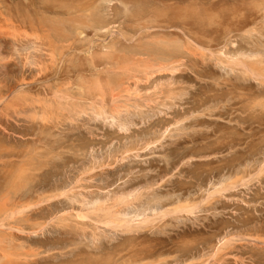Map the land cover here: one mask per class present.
<instances>
[{"label": "rangeland", "instance_id": "1", "mask_svg": "<svg viewBox=\"0 0 264 264\" xmlns=\"http://www.w3.org/2000/svg\"><path fill=\"white\" fill-rule=\"evenodd\" d=\"M7 1L9 3L17 2V1H21L23 3L33 2L35 4L33 5V7L38 11V13L50 19H55L56 17L57 18L60 17L56 14V11L58 10H59L58 12H62V13L67 11L66 9L67 6L63 8V6L61 5H63L64 3H68L69 5H72L75 2V0H65L68 2L62 0L63 3H60L61 5H59L58 0H55V2L54 0H41V1L40 0L39 1L38 0H17V1L7 0ZM59 1L62 2L61 0ZM101 1L103 2V0H99L98 3L99 2L101 3L102 8L100 9L96 8L95 11L104 10L103 12L104 15L108 16V17L106 16V21H111L115 19L116 22H113L110 25V27L107 28L106 32L105 31L98 32V30H96L97 32H94L95 31L94 28H90V29L88 28V30L86 29L85 33L83 34L82 41L78 43V45L80 46L82 45V47L84 46L83 50L81 48L80 51L73 52L70 51L69 49H65L61 53L59 51L58 53L55 52L56 54L55 53L50 54L52 55L51 57L46 52L42 54L35 51L17 52L14 49H12L0 55V153H1L0 188L5 187L8 181L12 180L14 176H15L14 178H21V183H22L21 186L17 188L19 190L17 193H13V192L10 193L9 195L10 199L8 198V196L0 197V201H1L0 214L5 215L6 208L16 211L15 212L16 215H18L19 213V216L17 217L13 215V213L12 215L11 213H8L10 214V218L11 216L13 217L11 219L10 218L8 219L7 218L8 214H7V216L5 215L6 221L3 222L5 228L9 227L10 225V227H15V228L18 227L20 230L23 231L20 232V234L16 229H15L16 231L15 230H13L14 232L12 231L13 233H15V235H17V241H16L17 247L15 252L16 253L19 252V254L21 255L18 258H20L22 262H24L23 260L26 259L25 257H28L27 260H32L37 258V260L42 263L48 261L51 264H61V263H65L66 261L72 264H91V263H100V262L104 263L106 261V257L108 253H112L113 255L115 254L116 257H118V255L120 256L123 255L126 256V258H129L128 256H130L129 255L130 252L134 251L139 247L146 248L149 246H154L156 248H161L160 252H164L163 258L164 257L165 259L167 258L165 260L166 262L164 261V264H176V262L177 264H183V263L185 264V262L187 264L190 261L193 264H264V174H263L264 172L261 173L263 175L260 174L259 177L258 172L254 171L252 174L256 176L255 178L253 177L252 174H251L252 176L249 175L246 177L248 181H250L249 179L250 177H253V180L251 178L252 181H250L249 184L246 183L248 182L246 180L243 181L245 182L246 186L244 184H241L243 183L241 182L240 183L241 185L239 184V186H237L239 187L238 189L234 188L233 191H231L232 190L231 189L230 191L224 192L225 194L224 193H222V195L218 194L217 196H222V197L219 198L216 196L217 198L216 200L215 198L214 200H211L214 202H212L209 206L206 205L204 206L203 204V206L200 207L201 209L200 210L198 209V211L191 216L189 214L187 215L180 214L178 216L173 215L174 217L170 215L168 217L163 218V220L161 221L162 219L161 216L156 215L158 211L169 208V206H172L170 204L172 203L176 204L179 200L184 201L187 198H198V197H203V195H207L208 194L207 191L210 190L213 191L214 188L212 187L216 186L217 184H218L217 187L221 186L220 185L221 181L223 184V182L227 178H229V176L236 173L237 171L250 170L253 169L255 166L258 169L263 167L262 164L264 165V83H261L263 82L261 78H258L257 80L255 78H252V76H248L250 75V73L248 75H244L241 72H239L238 69L234 70L231 67H226L227 68L226 70V68L222 66L215 65L216 63L213 61L209 62L207 67L206 64L204 63L205 64L204 68H206L207 70L205 73H207L209 70L212 69L211 72L213 73V77H208V75L207 76L204 75L203 77L201 76H199V78L197 77L199 79L198 80L195 74L190 73L192 75V78L184 80L183 85L186 91L185 90L183 91V96L181 98L174 101L176 102L175 103L176 106H173V108H171L170 110L168 109L166 110V108L165 109L163 108V110H165L168 114L165 111L159 109L152 111L146 108L147 109L146 111V109L144 108L138 110L132 108L129 114L123 112L124 115L122 114L121 118L110 116L111 114L110 115L104 114L101 117L107 116L104 117L105 119L99 116L98 119V117L96 116L97 111L94 112V114H92L93 109L95 108L93 105L92 106L90 105L89 107V104L85 103L86 105L83 104L82 108L78 107L79 105L75 107L73 106L75 102L71 103L66 101L67 102L66 103L65 100L61 99V97L59 98L60 100L59 99L57 100V98L55 97L53 99V96H49L51 99V100L48 99L49 103L46 101L48 97V95H46L47 91L44 89V86L42 87L39 83H37L38 81H36L39 79L38 76L42 77L43 73H39L37 71V68L35 67L36 58L34 59V57H36L39 54L41 55L40 60H42L43 62V63L41 62L42 67L46 65L44 68L45 70L43 72L47 71V73L55 72L58 68V64L61 67L62 64L64 63V60L65 61L67 60L66 61L67 64H69L71 60L69 64L70 66L67 69L72 74L74 72V75L72 74L69 75L71 76V78H73L72 85L70 84L64 87H72L74 86V84H76L77 86L78 83L76 82L78 81L75 80L76 79L75 75L77 73L76 71L81 70L84 73L88 74L90 73L89 71L92 69V66L90 65V59L88 60V58L90 57L88 56V54H90V52H93L94 49L96 51H99L100 47L101 50H103L104 46L112 43L113 41L112 39H115L118 35L120 36V32L126 34L125 38L120 37L121 41H123L124 44L130 43L127 42L128 39L133 40V38H135V40H137L138 38L144 36L145 32H147V30L145 31L140 30L139 27L136 29L134 27L133 28L128 27V24L126 23L127 17L125 13V5H123L124 3H122L123 0H109V5L110 3L114 4V5L111 4L110 6L108 5V0L107 1L104 0L106 4L102 3ZM119 1L121 2L119 3ZM251 1L255 4H253ZM47 2H49L51 7ZM263 2L264 1L262 0L261 1L257 0V2L256 0H246L245 3V5H248L246 8L251 9L250 12L248 9L245 8L244 12L246 11L245 13L247 17L249 16V14L251 13L253 14L251 17L247 18V20L251 18V20L250 19L248 20V23H251V21L255 17H258L259 23L254 25V27L253 26L248 27L250 30L256 29L257 33L255 31H253L252 34H248V35L247 34L244 35L245 33L242 34L235 33L230 35V37L219 35L217 39L212 42V44L215 46V48L213 49H217V47L222 49L223 48L226 49L230 47L236 49L237 48L236 46L239 45L245 48L246 50H251L255 48L253 45L257 41L258 42L257 47L258 50H260L258 52V57L259 58L261 57V55L259 56V54H262L264 57V5H263L264 3ZM242 3H243L242 0H175V1L174 0H157V1L127 0V5L133 9L136 6H140V5H144L147 8H151L154 6L159 11L160 10L163 11V8L165 9L166 6L168 7L171 5H178V4L185 8L188 5H193L196 8L197 6L200 7V5H206L205 7H210L212 5H219L225 8V9L223 8L221 9V12L224 11V13L229 12L231 9L235 7V5H240ZM258 3L260 4V7ZM47 4L49 7L47 6ZM252 5L254 6V8ZM116 6H118L121 10V14H119L118 16L115 15V11L113 10V7ZM34 8L33 11L35 10ZM128 10H130L129 7ZM44 13L45 14L47 13L46 16L44 15ZM107 13L110 14L108 15ZM218 14L222 15L221 13ZM53 16H55V18ZM154 24L152 25L150 24V25L155 26ZM172 30L170 29V31ZM25 31L26 30H24L23 32ZM27 31L31 33L30 35L31 37H33L32 34L34 32L30 29H27ZM86 35L89 38H87ZM34 37H33V41L36 40V38H38L35 37L34 39ZM147 39L149 41L151 40L150 38H145L144 40ZM224 39H226V42ZM89 40L92 43H90ZM230 40L231 42L229 43L228 41ZM84 43H86V45ZM91 44H93V46ZM223 45H227V47ZM86 46L87 48L85 49ZM203 49L201 50V48H199V51H201V53L203 54H206L205 52H207L209 47L204 52ZM199 51L197 52L199 53ZM209 51L210 49L207 52V56H209L208 54L211 55V52ZM86 52L88 54H86ZM61 54L63 56H61ZM247 54H250V51L247 52ZM28 55L31 57L29 62H31L32 65L25 64L27 62L26 57ZM260 60L262 59L260 58ZM8 62H11L12 65L7 67L5 66L2 67V64ZM202 64H203L202 62L198 63V65L203 67L204 64L203 65ZM200 66L199 68H201ZM208 66H210V68ZM86 67L87 68L89 67L88 70ZM220 68H222V70ZM229 68H231L232 71L234 72L232 73L231 69ZM67 69L64 70L65 73L68 72ZM44 74H46V72ZM225 80H227L226 82L229 85H227ZM216 83H220V85ZM51 84L57 86V84L60 85L61 82L58 80H54L53 82H51ZM141 84H142L141 88H143L144 83ZM235 85L236 86L239 85L237 86L238 87L237 89L235 88L236 87ZM76 86L72 87L71 91H74V89L76 90L74 91V93L73 92L71 93L77 95L81 94L83 90L81 88H76ZM205 86L207 87L206 88L207 90L211 89L207 94L205 93L207 97L201 93V91H204L203 89H205L204 88ZM77 87H79V85ZM79 89L80 91L81 90L82 91L80 92ZM150 92L151 91H149L148 93ZM38 93H41L40 94L41 97H39ZM39 98L41 100L44 99L48 103L47 104L48 106H50L49 104L53 103L52 109L54 108V112H52L53 110H51V106L49 108L46 105L45 101L43 100H42L43 102L41 100L38 101ZM251 98L252 99L255 98V100H252ZM99 100L100 97L99 99H97V101ZM202 100L205 101V103ZM256 100L257 102H259V105L257 104ZM36 101H38V103H36ZM60 101L62 106H60L59 104ZM81 102L83 103V101ZM252 103L257 104L256 108H253L254 107L253 105V107L251 106L252 110L250 109L247 110L249 106L252 105ZM57 104H59L58 106L62 108L58 107ZM260 104L262 105L261 107ZM41 105H43V107H41ZM55 105L56 107H54ZM69 105L72 106L69 107ZM65 106L66 109L68 108L67 110L63 109L65 108ZM47 108L49 112L46 111ZM59 108L61 109V111L59 110ZM75 109L77 113H75ZM184 109H189V110L188 112L185 113ZM95 110L96 109H94V111ZM176 110L180 111L176 119L180 118L181 120H183L180 121V123L178 124L175 123L176 119L171 120L175 117ZM108 111H110V109ZM220 112L221 113L224 112L225 114L222 113L223 115H221ZM46 113L48 114L47 116ZM36 114L37 116H35ZM55 114L57 115V117L53 116ZM43 117L46 118L44 119ZM113 118L116 119L114 120ZM165 119H167V121ZM122 123L125 124L122 125ZM174 125L176 128L174 127ZM176 125H178V127ZM197 137H199L198 142H196ZM148 142H153V143L150 146H148L147 145ZM128 149L131 150L129 151ZM194 150L201 152L202 154L206 153L207 155L210 156H208L207 158L206 157L203 158L200 157L199 159L194 158L192 160L191 156L188 157L187 154H192L191 152H193ZM213 150L216 151L213 152L212 154L211 152ZM37 151L38 152L40 151V153L38 154ZM235 152L238 153L240 152L239 155L242 156L239 161L238 160L233 161L231 158V155ZM113 155L114 157L111 158V156ZM124 155L125 158H123ZM228 158L230 161L228 160ZM187 160L190 163L196 160H197L196 162H198V160L211 161L209 162L211 165L202 166V168L204 169L205 168L211 169L217 166H219L220 168L221 166L223 167L225 164L227 165L223 169L220 168L219 170H217V173L214 172L211 176L208 177L205 176L199 181L198 179H194V178L191 179L192 176L191 173L189 172L185 173L186 172L185 170L183 171V173L182 172L180 173V170L183 167L190 168L192 166L190 168L192 171L196 169V165L194 164L191 166L189 165L183 166L184 163L186 164V162H188ZM103 161L105 164L103 163ZM107 162L109 164H107ZM174 162L175 163L177 162L176 167L173 168L171 172L167 173L166 170L171 168L170 163H174ZM101 164H104L105 166ZM88 166L90 170L87 168ZM25 167L27 168V171H25L26 170ZM104 167L106 168L104 169ZM28 170H30V172ZM20 171L21 172L24 171L25 174L23 172L22 174L25 177L19 176L18 173H21ZM92 171L93 173L95 171L96 172L93 174ZM8 172H10L11 174ZM163 174L166 177L163 180H161V177L164 176ZM78 179H80L81 181ZM183 182H185L186 185H184V189L181 190L179 188L181 187ZM150 184L152 185L153 189L149 190L148 187L151 186ZM209 184L210 185L213 184L214 186L210 188ZM74 185L77 188L78 187L79 188L81 187L82 189L85 188V190L84 189L82 190L81 188L79 190V188L77 189L76 187H74L73 190L72 186ZM134 187L135 189L142 191L143 195L141 197L144 198L143 199L140 198L138 201L133 200L132 203L133 202L134 203L128 204L129 206L126 205L127 207L124 205L120 207V209L122 210V215L124 214L123 216L121 215L123 219L124 217L125 218L127 217L128 219H125L126 221L128 220L136 221L134 222V224L133 222L131 223L133 225L139 223L138 224L139 227H135L131 233L127 231H126L127 233L125 232L122 233V231H124L122 230V228L121 229L118 228L116 230L114 228L111 229L108 226L106 227V225L104 226L103 224L96 223V221L94 220L95 217L90 216V214H92L91 212H93L92 210L96 207V205H94L93 208L92 203H90L89 205L87 204V202H85L86 204L83 202L86 201L85 197L90 199V201H93L97 198L101 199L100 201H103V199H108L107 197L109 198L110 196L113 197L114 193L120 192L121 188L125 190V189H134ZM139 187L141 188L143 187V188L140 189ZM69 188L73 190L74 193L72 192V194H69V191H71ZM52 189H53V193H55L56 190L58 193L56 192V195L52 194ZM64 189L65 191L67 189L69 190H67L66 193ZM144 189H146L147 191L146 190L144 191ZM62 191L64 193L60 195V192ZM141 191H139V193H141ZM143 191L145 192V194L143 193ZM42 192L44 193V195ZM136 193H138V191ZM67 194L70 197L66 196L67 199L63 198L65 197L64 195ZM78 194L82 196H79ZM51 195H54L53 198ZM75 195H78V197H76ZM41 196L42 198H39ZM55 196L57 199H54ZM6 197L9 199V202L6 201L8 200ZM73 197L75 198V202L77 199L76 203H74ZM82 197L84 200L81 199ZM156 198L159 199L161 202L155 201L154 199ZM4 199H6L5 202H7L5 204H4ZM79 201L80 203L79 205H77ZM152 202H156V203L153 204ZM28 203H31L30 206L28 205ZM36 203L38 204V206H36L37 205ZM107 203H108L107 205H109L111 202L110 203L107 202ZM16 204L19 205L16 206ZM22 204L24 209H22ZM80 204H82V206ZM13 206L14 209H11L13 208ZM27 206H29L28 207L29 209L27 208ZM33 206L36 208H34ZM15 207L19 210H17ZM152 209L155 210L153 211ZM67 212H69L70 214ZM80 212L82 213L81 215L83 216L86 215L85 216L86 218L81 216L83 223L81 221V218L75 217L77 216L78 213L80 214ZM87 213H89V215H87ZM138 213L140 214V216L139 215L137 216ZM55 215L57 217L60 215L59 218L62 219L64 218L66 220L65 224L67 225L63 223L64 226H61V224L58 221L59 218H57ZM69 215H71L72 218ZM143 215L144 216L147 215L146 217L150 216V218L152 219L156 218V220H159L158 222L157 221L154 222L155 225H157V227L150 230L148 227L147 228L144 227L145 224H141L144 226L140 228L141 226L138 219L142 220L144 218ZM88 216L90 217L91 220L94 221V223L87 218ZM136 217L138 219H136ZM248 217H250L251 220L246 221V218ZM9 220L10 221L14 220L13 223L17 226L13 225L12 222H10ZM47 221H48V225H47ZM19 223H21V225ZM136 228L139 231H137ZM138 228H140L141 230ZM144 228H146L147 230H145ZM39 229H41V231H38ZM6 230L8 231L9 228H7ZM29 232H31V234ZM93 235H96L97 238L96 236ZM235 235L238 237H236ZM252 236L256 238L254 239ZM225 238H228V240L231 239L232 242L231 243L229 242L227 246L224 247L226 248V250L223 248L225 252L222 250L223 251V252L221 251L222 254L220 253L221 255L220 254L218 255L219 252L216 254L217 249L219 248V245L221 246L225 242L226 240ZM246 238L249 240H247ZM138 240H141V242ZM137 241L139 243H137ZM219 241L221 242V244H219L220 243ZM233 241H235L236 243ZM110 243L111 245H109ZM213 245L214 247L212 250L211 248ZM22 247H24V249L27 250V252L23 251L24 249ZM119 252L122 254H119ZM26 253L31 255H28ZM211 254L213 257H216L215 261L214 258L211 256ZM23 255L24 257L21 259ZM229 255L231 257H229ZM204 256L206 258L208 257L209 261H207V259ZM203 257L204 259H202ZM157 258L158 256L155 255L153 257L148 258L146 261L152 262ZM203 260L205 263L203 262Z\"/></svg>", "mask_w": 264, "mask_h": 264}, {"label": "bare ground", "instance_id": "2", "mask_svg": "<svg viewBox=\"0 0 264 264\" xmlns=\"http://www.w3.org/2000/svg\"><path fill=\"white\" fill-rule=\"evenodd\" d=\"M13 1V0H11ZM17 1V0H16ZM39 1V0H38ZM41 1V0H40ZM62 1V0H61ZM65 1V0H64ZM99 0H75V2L72 5H69L68 3H64L66 5H61L60 2L58 0L59 5L63 6V8H65L67 11L65 12H58L56 11V14L58 16H60L59 18H55V16H53L55 19H50V18H46L44 16H42V14H39L38 11L33 7V5H35L33 2H29V3H23L21 1H17V2H11L9 3L7 0H0V55L3 54L4 52H8L12 49H14L17 52L20 51H35L38 52L40 54L46 52L49 55L50 54H54L55 52H63L65 49H69L70 51H80L81 48L82 50L84 49L82 47V45H78V43H80L82 41V37L83 34L85 33V30L88 28H94L95 31L96 30L99 31H107V28L110 27V25L113 22H116L115 19L111 20V21H106V16L104 15V10L102 11H95V9L97 8H102L101 3H98ZM107 1V0H105ZM103 0L102 3H105ZM138 1V0H137ZM157 1V0H156ZM175 1V0H174ZM261 1V0H260ZM264 1V0H262ZM44 2V1H43ZM52 2V1H51ZM50 2V3H51ZM55 2V0H54ZM53 2V3H54ZM68 2V1H65ZM71 2V1H70ZM69 2V3H70ZM73 2V1H72ZM121 1H119L120 3ZM242 4L240 5H235V7L233 9H231L229 12L224 13V11L221 12V9H225L223 6H219V5H212L210 7H205L206 5H200V7L197 6V8L193 5H188L185 7H182L178 5H171V6H166V8H163L162 10H157L156 7H151V8H147L144 5H140V6H136L134 9L131 8L130 6L127 5V0H123L122 3H124L123 5H125V13H126V17H127V24L128 27H134L136 28H140V30H147V32H145L144 36L138 38L137 40H135V38H133V40H129L127 42H130L128 44H124L123 41H121L120 37H124L125 38V33L120 32V36L118 35L115 39H112V43L104 46L103 50H101V47L99 48V51H96L94 49L93 52H90V54H88L86 52V54H88V56H90L88 58V60L90 59V65L92 66V69L89 71L90 73H84L81 70H77L76 75H75V80H77L79 87L76 86V84H74V86H76V88H81L83 90V92L81 94H73L74 91L76 89H74V91H71L72 87H64L67 85H72V81L73 78H71V76H69L70 71H68L67 68H69V64L71 62H69V64H67V60H64V63L62 64V66L60 67V65L58 64V68L55 72H51V73H47L44 74L45 72H43L45 69L44 65L42 67V60H40V54L37 55L36 57H34L35 60V67L37 68V71L39 73H43L42 77L38 76L39 79L36 80L38 81L37 83H39L42 87L44 86V89L47 91L48 97L49 96H53L57 98V100L61 97V99L65 100V102H75L73 104V106H78V107H83V104H89L94 106L93 108L96 109L94 111L93 109V113L96 112V116L101 117L104 114H111L110 116H115L118 118H121V115L124 113H130V111L132 110V108L134 109H150V110H163V108L166 110H170L171 108H173V106H176V100H178L179 98H181L183 96V91L185 90L184 88V80L185 79H190L192 78L191 74H195L196 78L199 76L203 77L204 75L208 77H213V73L211 72V70H209L207 73H205L207 70L205 67L209 64V62H215V65H219L222 66L224 68L226 67H231L234 70L238 69L239 72H241L244 75H248L250 73V75L248 76H252V78H255L258 80V78H261L263 80L264 83V57L262 54H259V56L261 55V59L258 57V52L260 50H258V42L256 41L255 44L252 46L254 49L251 50H246L245 48H243L242 46H236L237 48H226V49H222L217 47V49H213L215 48V46L212 44L213 41H215L217 39V37L219 35H224L225 37H230V35L235 34V33H245L244 35H248V34H252L253 31H257L256 29L254 30H250L248 27L249 26H253L256 25L258 22V17H255L251 23H248V20L251 18H249L247 20L248 17H251L253 14H249V16L247 17L246 15V11L244 12L245 8L248 5H245L246 0H242ZM252 2V1H251ZM255 2V1H254ZM257 2V0H256ZM259 2V1H258ZM45 3V2H44ZM49 4V2H47ZM57 3V4H58ZM174 3V2H173ZM253 3V2H252ZM261 3V2H260ZM264 3V2H263ZM47 4V6H48ZM68 4V5H67ZM104 4V6H105ZM112 3H110L111 5ZM172 4V3H171ZM175 4V3H174ZM255 4V3H253ZM259 4V3H258ZM55 5V4H54ZM58 5V6H59ZM108 5H109V0H108ZM109 5V6H110ZM114 5V4H112ZM264 5V4H263ZM50 6V4H49ZM48 6V7H49ZM60 6V9H61ZM253 6V5H252ZM38 7V6H37ZM46 7V6H45ZM51 7V6H50ZM128 7L130 10H128ZM181 7V8H180ZM228 7V6H227ZM233 7V6H232ZM251 7V6H250ZM260 7V4H259ZM262 7V6H261ZM33 8L35 9L33 11ZM58 8V7H56ZM62 8V9H63ZM105 8V7H104ZM230 8V6H229ZM254 8V6H253ZM256 8V7H255ZM40 9V8H39ZM53 9V8H51ZM55 9V8H54ZM110 9V8H109ZM227 9V8H226ZM248 9V8H246ZM258 9V8H257ZM41 10V9H40ZM56 10V9H55ZM113 10L115 11V15H119L121 14V10L118 6L113 7ZM120 10V11H119ZM251 12V9H248ZM255 10V9H254ZM260 10V9H259ZM258 10V11H259ZM64 11V10H62ZM50 12V11H49ZM52 12V11H51ZM41 13V11H40ZM112 13V12H111ZM218 13H221L222 15H219ZM47 14V13H46ZM46 14L44 13V15L46 16ZM55 14V15H56ZM108 14V13H107ZM110 14V13H109ZM108 14V15H109ZM124 14V13H123ZM259 14V13H258ZM256 16V15H255ZM52 17V16H51ZM108 17V16H107ZM253 18V17H252ZM108 20V19H107ZM124 20V19H123ZM156 23V24H154ZM152 24H154L155 26H151ZM121 27V26H119ZM156 28V29H154ZM251 28V27H250ZM27 29L32 30L33 32V37L35 35L36 40L33 41V37H31V33H29L27 31ZM92 29V30H94ZM127 29V27H126ZM154 29V30H153ZM170 29L172 31H170ZM253 29V28H252ZM24 30H26L25 32H23ZM123 30V29H122ZM169 30V31H167ZM130 31V30H129ZM23 32V33H22ZM100 32V33H101ZM254 32V33H255ZM257 33V32H256ZM30 36H29V35ZM98 34V33H97ZM119 34V33H118ZM128 34V33H127ZM133 34V33H132ZM137 36V35H136ZM140 36V35H139ZM216 36V37H215ZM250 36V35H249ZM30 37V38H29ZM34 37V39H35ZM87 37V35H86ZM131 37V36H130ZM133 37V36H132ZM138 37V36H137ZM262 37V36H261ZM89 38V37H87ZM86 38V39H87ZM145 38H150L151 40L149 41L144 40ZM123 39V38H122ZM228 39V38H227ZM226 42V39H224ZM85 41V40H84ZM88 41V40H87ZM126 41V40H125ZM219 41V39H218ZM90 42V40H89ZM95 42V41H94ZM105 42V41H104ZM229 43L231 42L228 41ZM92 43V42H90ZM86 45V43H84ZM99 44V43H98ZM107 44V43H106ZM227 44V43H226ZM247 44V43H246ZM88 45V44H87ZM93 46V44H91ZM103 45V44H102ZM236 45V44H235ZM234 45V46H235ZM250 45V44H248ZM252 45V44H251ZM90 46V44H89ZM226 46L227 45H223ZM46 47V48H45ZM208 47L210 49L209 52H211V55L208 54L209 56H207V52H208ZM222 47V46H221ZM261 47V46H260ZM263 47V46H262ZM87 48V46L85 47V49ZM97 48V47H96ZM199 48H201V50L203 49V52L205 50H207V52H205L206 54L201 53V51H199ZM68 50V51H69ZM92 50V49H91ZM98 50V49H97ZM199 51V53L197 52ZM250 51V54H247V52ZM16 52V53H17ZM84 52V51H83ZM89 52V51H88ZM30 54V53H29ZM37 54V53H36ZM56 54V53H55ZM63 54V53H62ZM61 54V56H63ZM85 54V55H86ZM26 55V54H25ZM73 55V54H72ZM5 56V55H3ZM47 56V55H46ZM52 57V55H50ZM71 56V55H70ZM74 56V55H73ZM67 57V56H66ZM11 58V57H10ZM30 56L28 55L26 57V63L25 64H31L30 61ZM56 58V57H55ZM60 58V57H59ZM82 58V57H80ZM86 58V56H85ZM209 58V59H208ZM259 58V59H258ZM78 59V58H77ZM10 60V59H9ZM12 60V59H11ZM32 60V59H31ZM59 60V59H58ZM80 60V59H79ZM84 60V59H83ZM4 61V60H3ZM8 61V60H7ZM62 61V60H61ZM82 61V59H81ZM202 62L203 67L198 65V63ZM2 63V62H1ZM17 63V62H16ZM43 63V62H42ZM54 63V62H53ZM74 63V61H73ZM52 64V63H51ZM72 64V63H71ZM12 65L11 62L2 64V67H7ZM30 65V66H31ZM54 65V64H53ZM57 65V63H56ZM76 65V62H75ZM82 65V63H81ZM29 66V67H30ZM34 66V65H33ZM80 66V65H79ZM89 66V65H88ZM90 66V67H91ZM199 66L201 68H199ZM25 67V66H24ZM72 67V66H71ZM74 67V66H73ZM84 67V66H83ZM210 68V66H208ZM217 67V66H215ZM33 68V67H31ZM87 68V67H86ZM89 68V67H88ZM87 68V70H88ZM229 68V69H231ZM60 69V70H59ZM68 72L65 73L64 70H66ZM71 69V68H70ZM69 69V70H70ZM79 69V68H78ZM219 69V68H218ZM222 70V68H220ZM53 70V69H52ZM227 70V68H226ZM232 71V69H231ZM73 72V71H72ZM234 71H232L233 73ZM238 72V71H237ZM191 73V74H190ZM231 73V74H232ZM236 74V73H234ZM41 75V74H39ZM74 75V72L73 74ZM243 75V76H244ZM197 78V79H198ZM248 78V77H247ZM25 80V79H24ZM23 80V81H24ZM54 80H58L61 82L60 85L57 84V86H54L53 84H51V82H53ZM74 80V81H75ZM199 80V79H198ZM208 80V79H207ZM245 80V79H244ZM256 80V81H257ZM227 80H225L226 82ZM229 81V80H228ZM260 81V79H259ZM258 81V82H259ZM31 82V81H30ZM215 82V81H214ZM12 83V82H11ZM22 83V82H21ZM28 83V82H27ZM56 83V82H55ZM143 88H141L142 84ZM202 83V81H201ZM227 83V82H226ZM218 85H220V83H216ZM226 85V84H225ZM227 85H229L227 83ZM186 86V84H185ZM234 86V85H233ZM236 86V85H235ZM239 86V85H237ZM235 87L236 89L238 87ZM23 87V86H22ZM229 87V86H228ZM232 87V86H231ZM205 89H203L204 91H201V93L205 95V93L207 94L210 90H207L206 86L204 87ZM241 88V86H240ZM195 89V88H194ZM201 89V88H200ZM243 89V88H242ZM19 90V89H18ZM22 90V89H21ZM81 90V91H82ZM188 90V89H187ZM250 90V89H249ZM80 91V89H79ZM80 91V92H81ZM145 91V92H144ZM149 91H151L150 93H148ZM186 91V90H185ZM213 91V90H212ZM40 92V91H39ZM73 92V93H71ZM15 93V92H14ZM77 93V92H76ZM145 93V94H144ZM199 93V92H198ZM241 93V92H240ZM239 93V95H240ZM243 93V92H242ZM13 94V93H12ZM41 93H38L39 97ZM60 94V95H59ZM17 95V94H16ZM21 95V94H20ZM88 95V96H86ZM242 95V94H241ZM33 96V95H32ZM100 100L97 101V99ZM38 97V96H37ZM47 97V102L49 103L48 99H50V97ZM190 97V96H189ZM207 97V96H206ZM45 98V96H44ZM209 98V97H208ZM211 98V97H210ZM262 98V97H261ZM207 99V98H206ZM252 99V98H251ZM41 99L39 98L38 101H40ZM43 101H45L44 99H42ZM41 100V101H42ZM51 100V99H50ZM60 100V99H59ZM61 100V101H63ZM209 100V99H208ZM252 100H255V98H253ZM38 101H36V103H38ZM42 101V102H43ZM45 101L46 105L48 104ZM61 101H60V106L61 105ZM83 101V103L81 102ZM85 101V102H84ZM88 103H87V102ZM182 101V100H181ZM199 101V100H198ZM203 101V100H202ZM54 102V100H53ZM56 102V101H55ZM66 102V103H67ZM197 102V101H196ZM205 103V101H203ZM257 102V100H256ZM35 103V104H36ZM44 103V104H45ZM57 103V102H56ZM68 103V104H71ZM78 103V104H77ZM201 103V102H200ZM255 103V102H254ZM262 103V102H261ZM10 104V103H9ZM55 104V103H54ZM57 104V106L59 105ZM85 104V105H86ZM257 104L259 105V102H257ZM257 104H253L249 106V108L247 110H252L251 108H256ZM37 105V104H36ZM39 105V104H38ZM51 106V110H53L52 112H54V108L52 109V105L53 103L49 104ZM67 105V104H66ZM249 105V103H248ZM9 106V105H8ZM40 106V105H39ZM48 106V105H47ZM50 106H48L50 108ZM58 106V107H60ZM72 105H69V107ZM191 106V105H190ZM252 106V107H251ZM262 105L260 104V107ZM41 107H43V105H41ZM56 107V105L54 106ZM88 107V108H89ZM46 108V107H44ZM62 108V107H60ZM59 108V110L61 111V109ZM74 108V107H73ZM85 108V107H84ZM17 109V108H16ZM66 109V106L65 108ZM68 109V108H67ZM66 109V110H67ZM71 109V108H70ZM79 109V108H78ZM110 109V111H108ZM146 109V111H147ZM260 109V108H259ZM23 110V109H22ZM45 110V109H44ZM50 110V109H49ZM58 110V111H59ZM189 109H184L185 113L188 112ZM246 110V108H245ZM255 110V109H254ZM253 110V111H254ZM37 111V110H36ZM48 111V108L47 110ZM57 111V112H58ZM69 111V110H68ZM81 111V110H80ZM165 111V110H163ZM215 111V110H214ZM256 111V110H255ZM8 112V111H7ZM49 112V111H48ZM67 112V111H65ZM71 112V111H70ZM69 112V113H70ZM162 112V111H161ZM160 112V114H161ZM166 112V111H165ZM164 112V113H165ZM180 111H175L176 115L173 119H176V117H178ZM209 112V111H208ZM42 113V112H41ZM63 113V112H62ZM72 113V112H71ZM75 113L76 109H75ZM87 113V111H86ZM163 113V112H162ZM167 113V112H166ZM216 113V112H215ZM223 114H225L224 112H222ZM221 112L220 114L223 115ZM44 114V113H43ZM42 114V116H43ZM60 114V113H59ZM58 114V115H59ZM65 114V113H64ZM62 114V115H64ZM74 114V113H73ZM72 114V116H73ZM168 114V113H167ZM199 114V113H198ZM219 114V115H220ZM41 115V114H40ZM39 115V116H40ZM48 114L46 113V116ZM108 115V116H109ZM124 115V114H123ZM196 115V114H194ZM204 115V114H203ZM215 115V114H214ZM217 115V114H216ZM237 115V114H236ZM37 116V114L35 115ZM56 116L57 115H53ZM60 116V115H59ZM170 116V115H168ZM167 116V117H168ZM244 116V115H242ZM263 116V115H262ZM52 117V116H51ZM96 117V118H97ZM98 117V119H99ZM107 117V116H104ZM101 117V118H104ZM124 117V116H123ZM208 117V116H207ZM232 117V116H231ZM246 117V116H244ZM257 117V116H256ZM41 118V117H40ZM44 118V117H43ZM46 118V117H45ZM44 118V119H45ZM64 118V117H63ZM110 118V117H109ZM135 118V117H134ZM186 118V117H185ZM192 118V117H191ZM215 118V117H214ZM72 119V118H70ZM105 119V118H104ZM114 119V118H113ZM116 119V118H115ZM114 119V120H115ZM183 119V118H182ZM187 119V118H186ZM218 119V118H216ZM235 119V118H234ZM43 120V119H42ZM69 120V119H68ZM91 120V119H90ZM161 120V119H160ZM167 121V119H165ZM168 120V121H171ZM224 120V119H222ZM104 121V120H103ZM107 121V120H105ZM181 120L176 119L175 123L178 124L180 123ZM226 121V120H225ZM228 122V121H227ZM121 123V122H120ZM155 123V122H154ZM158 123V122H156ZM183 123V122H182ZM200 123V122H199ZM212 123V122H211ZM230 123V122H229ZM125 123H122V125H124ZM239 124V123H238ZM118 125V124H116ZM178 127V125H176ZM211 126V125H210ZM209 126V128H210ZM116 127V126H115ZM119 127V126H118ZM117 127V128H118ZM175 127V125H174ZM183 127V126H182ZM176 128V127H175ZM224 128V127H223ZM240 128V127H239ZM243 128V126H242ZM120 129V128H119ZM171 129V127H170ZM130 130V129H129ZM204 130V129H203ZM202 130V131H203ZM122 131V130H121ZM167 131V130H166ZM171 131V130H170ZM209 131V130H208ZM125 132V131H124ZM155 133V132H154ZM172 133V132H171ZM199 133V132H198ZM240 134V133H239ZM162 135V134H160ZM168 135V134H167ZM189 135V134H188ZM187 135V136H188ZM195 135V134H194ZM200 136V135H199ZM164 137V136H163ZM158 138V137H157ZM199 137H197V141ZM201 138V137H200ZM206 138V137H205ZM237 138V137H236ZM137 139V138H136ZM140 139V137H139ZM190 139V138H189ZM131 140V139H130ZM195 140V139H194ZM227 140V139H226ZM159 141V140H157ZM193 141V140H192ZM228 141V140H227ZM154 142V141H153ZM153 142H148L147 145L150 146ZM62 143V142H61ZM146 145V146H147ZM157 145V144H156ZM220 145V144H219ZM52 146V145H51ZM218 146V145H217ZM229 146V144H228ZM145 147V146H144ZM184 147V146H183ZM132 149V148H131ZM130 149V150H131ZM230 149V148H229ZM36 150V149H35ZM129 150V149H128ZM129 150V151H130ZM236 150V149H235ZM2 151V150H1ZM6 151V150H5ZM82 151V150H81ZM142 151V150H141ZM216 150H213L211 153L213 154V152H215ZM38 152V151H37ZM36 152V153H37ZM24 153V152H22ZM26 153V152H25ZM40 153V151L38 152V154ZM45 153V152H44ZM126 153V152H125ZM128 153V152H127ZM131 153V152H129ZM133 153V152H132ZM192 154H187V156H191L192 160L195 158H203V157H208L210 155H207L206 153H201L198 151H193L191 152ZM165 154V153H164ZM216 154V153H214ZM222 154V153H221ZM240 152H235L231 155V158L233 161H239L241 159V155H239ZM1 155V153H0ZM8 155V154H7ZM120 155V154H119ZM127 155V154H126ZM193 155V156H192ZM38 156V155H36ZM185 156V155H184ZM223 156V155H222ZM114 157L111 156V158ZM123 157V156H122ZM164 157V156H162ZM167 157V156H166ZM170 157V156H169ZM187 157V158H188ZM212 157V156H211ZM217 157V156H216ZM125 158V155L124 157ZM160 158V157H159ZM210 158V157H209ZM32 159V158H31ZM136 159V158H135ZM167 159V158H166ZM223 159V158H222ZM30 160V159H29ZM110 160V159H109ZM211 160V159H210ZM229 160V158H228ZM44 161V160H43ZM98 161V160H97ZM100 161V160H99ZM118 161V160H116ZM168 161V160H167ZM180 161V160H178ZM188 161V160H187ZM190 161V158H189ZM186 162V164L184 163L183 166L185 165H196V169L194 171H192L190 168H186L183 167L180 170V173L185 170L189 173H191V179H198L200 181V179L204 178L205 176H211L214 172L217 173V170H219L220 168H224L227 164H225L223 167L221 166L219 168V166L217 167H213L211 169H204L202 168V166L204 165H211L209 162L211 161H200L198 160V162L194 161V162ZM224 161V160H223ZM230 161V160H229ZM232 161V162H233ZM111 162V161H110ZM214 162V161H213ZM4 163V162H3ZM104 163V161H103ZM112 163V162H111ZM116 163V162H115ZM150 163V162H149ZM177 163V162H176ZM176 163H170L171 168L167 169L166 172L169 173L172 171L173 168L176 167ZM105 164V163H104ZM104 164H101L103 166H105ZM107 164H109L107 162ZM168 164V163H167ZM24 165V164H22ZM100 165V166H101ZM215 165V164H214ZM229 165V163H228ZM16 166V165H15ZM29 166V164H28ZM27 166V167H28ZM35 166V165H34ZM91 166V164H90ZM94 166V165H93ZM263 167L261 168H257L256 166L253 169L250 170H244V171H237L236 173L232 174L231 176H229V178L226 179L225 177V181L222 184L221 181V186L217 187L214 186L213 184L210 185V188L212 186L213 191H207L208 194L207 195H203V197H198V198H187L184 201L183 200H179L176 204L172 203L169 206V208H166L165 210H160L158 211V213L156 214L157 216L160 215L161 216V221L163 220V218L168 217L170 215H182V214H189L190 216L195 214L198 209L200 210L201 206H209L212 202L211 200H215L217 199L216 196L218 194L222 195V193L226 192V191H233L234 188H239L237 186H239V184L243 181H246V177L247 176H252L254 171H257L260 177V174L264 172V165L262 164ZM26 168V167H25ZM33 168V167H32ZM89 169V166L87 167ZM91 168V167H90ZM106 167H104L105 169ZM181 168V165H180ZM208 168V167H207ZM95 169V168H94ZM102 169V168H101ZM221 169V170H222ZM24 170V169H21ZM90 170V169H89ZM131 170V169H130ZM154 170V168H153ZM164 170V169H163ZM220 170V171H221ZM27 171V168L26 170ZM30 172V170H28ZM101 171V170H100ZM228 171V170H227ZM21 172V171H20ZM24 173V171H22ZM18 173L19 176H24L23 174ZM84 172V171H83ZM96 172V171H95ZM94 172V173H95ZM164 172V171H163ZM10 173V172H8ZM91 173V172H90ZM93 173V171H92ZM91 173V174H92ZM93 173V174H94ZM137 173V172H136ZM135 173V174H136ZM176 173V172H175ZM233 173V172H232ZM11 174V173H10ZM17 174V175H18ZM21 174V175H20ZM25 174V173H24ZM27 174V173H26ZM86 174V173H85ZM88 174V173H87ZM252 174V175H251ZM264 174V173H263ZM261 174V175H263ZM15 175V174H14ZM90 175V174H89ZM132 175V174H131ZM162 175V174H161ZM164 175V174H163ZM85 176V175H84ZM88 176V175H87ZM176 176V175H174ZM173 176V177H174ZM226 176V175H225ZM15 177V176H14ZM12 178V180L8 181V183L5 185V187L0 188V197L3 196H8L11 192L13 193H17L19 190L17 189L19 186H21V178ZM25 177V176H24ZM136 177V175H135ZM166 176H162L161 180H163ZM181 177V176H180ZM179 177V178H180ZM253 177L255 178L256 176L253 175ZM253 177H250V181L253 180ZM263 177V176H262ZM169 178V177H168ZM166 178V179H168ZM252 178V180H251ZM94 179V178H93ZM92 179V180H93ZM170 179V178H169ZM187 179V178H186ZM80 180V179H78ZM133 180V179H132ZM171 180V179H170ZM77 181V180H76ZM81 181V180H80ZM79 181V182H80ZM88 181V180H87ZM135 181V180H134ZM248 181V180H247ZM246 182L249 184V182ZM257 181V180H256ZM255 181V182H256ZM78 182V181H77ZM85 182V181H84ZM93 182V181H92ZM155 182V181H154ZM162 182V181H161ZM160 182V183H161ZM204 182V181H203ZM24 183V181H23ZM76 183V182H75ZM151 183V182H150ZM168 183V182H167ZM144 184V183H143ZM142 184V185H143ZM162 184V183H161ZM241 184H245V182L241 183ZM240 184V185H241ZM76 185V184H75ZM72 186L73 190L74 187L76 186ZM78 185V184H77ZM151 185V184H150ZM184 185L185 182L182 183L181 187L179 189L183 190L184 189ZM243 185V186H244ZM146 186V185H145ZM148 186V185H147ZM158 186V185H157ZM250 186V185H249ZM136 187V186H135ZM123 189L121 188L120 192L114 193L113 197L110 198L107 197L108 199H103V201H100L101 199L97 198L93 201H90V199H88L87 197H85L86 201H83L84 203L87 202V204L90 205V203H92V207L94 208V205H96V207L92 210L93 212H91L92 214H90V216H94V220L96 221V223H100L103 224L104 226L106 225V227H110L111 229H118V228H122V233L125 232H132L133 229L135 227H139V223H135L136 225H133L134 222L133 220H128L126 221L125 219H128L127 217L124 219L121 217L122 215V210L120 209V207L124 206H129L128 204L132 203V201L134 200H139L140 198H144L141 197L142 191L138 190V189ZM152 185L148 187V189H153ZM159 187V186H158ZM208 187V186H207ZM77 188V187H76ZM79 188V187H78ZM77 188V189H78ZM81 188V187H80ZM79 188V190H80ZM140 189H142L141 187H139ZM155 188V187H154ZM70 189V188H69ZM67 189V190H69ZM82 189V188H81ZM85 190V188H83ZM82 189V190H83ZM123 189V190H122ZM147 189V188H146ZM144 189V191L146 190ZM156 189V188H155ZM154 189V190H155ZM186 189V188H185ZM241 189V187H240ZM66 190V191H67ZM71 190V189H70ZM71 190L69 191V194H72V192L74 193V191ZM88 190V189H87ZM201 190V189H200ZM208 190V189H207ZM23 191V190H22ZM25 191V190H24ZM60 191V190H59ZM65 191V189H64ZM65 191V192H66ZM91 191V190H90ZM138 191V193H136ZM139 191H141V193H139ZM143 191V193L145 194V192ZM147 191V190H146ZM161 191V190H160ZM238 191V190H237ZM57 192V190H56ZM56 192L53 193V189H52V194L56 195ZM71 192V193H70ZM76 192V189H75ZM104 192V191H101ZM204 192V190H203ZM43 193V192H42ZM58 193V192H57ZM64 193L63 191L60 192V195ZM67 193V192H66ZM106 193V192H105ZM230 193V192H229ZM49 194V193H48ZM147 194V193H146ZM225 194V193H224ZM23 195V194H22ZM44 195V193H43ZM42 195V196H43ZM46 195V193H45ZM57 195V196H60ZM74 195V194H73ZM72 195V196H73ZM79 195V194H78ZM78 195H75L76 197H78ZM106 195V194H105ZM12 196V195H11ZM39 197V198H42ZM52 198L54 195H51ZM66 198L70 197L67 195H64ZM82 196V195H79ZM132 196V197H131ZM145 196V195H144ZM224 196V195H223ZM50 197V196H49ZM217 197H222V196H217ZM7 198V197H6ZM7 198V199H8ZM46 198V197H44ZM74 198V197H73ZM106 198V197H105ZM180 198V197H179ZM10 199V198H9ZM9 199L6 200L4 199V204L7 203L5 202L8 201ZM13 199V198H12ZM35 199V198H34ZM54 199H57L56 196ZM67 199V198H66ZM72 199V198H71ZM80 199V198H79ZM83 199V197L81 198ZM132 199V200H131ZM169 199V198H168ZM228 199V198H226ZM39 200V199H38ZM49 200V199H48ZM70 200V198H69ZM68 200V201H69ZM73 200V199H72ZM84 200V199H83ZM89 200V202H88ZM155 201H160L159 199H154ZM162 200V199H161ZM50 201V200H49ZM74 203L75 202V198H74ZM136 201V202H137ZM211 201V202H210ZM20 202V201H19ZM37 202V200H36ZM81 202V203H83ZM107 202H111L109 205H107ZM161 202V201H160ZM206 202V203H205ZM1 203V201H0ZM47 203V202H46ZM73 203V202H72ZM80 201L78 202L77 205H79ZM106 203V204H105ZM134 203V202H133ZM132 203V204H133ZM153 204L156 202H152ZM208 203V204H207ZM245 203V202H243ZM3 204V202H2ZM31 203H28V205L30 206ZM37 204V203H36ZM34 204V205H36ZM43 204V203H42ZM86 204V203H85ZM84 204V205H85ZM247 204V203H246ZM13 205V204H12ZM19 204H16V206ZM82 206V204H80ZM83 205V206H84ZM251 205V204H250ZM2 206V205H1ZM26 206V205H25ZM27 206V208L29 207ZM32 206V205H31ZM38 206V204L36 205ZM86 206V205H85ZM126 206V207H127ZM255 206V205H254ZM34 207V206H33ZM32 207V208H33ZM72 207V206H71ZM89 207V206H87ZM136 207V206H135ZM152 207V206H150ZM156 207V206H155ZM16 208V207H15ZM36 208V207H34ZM39 208V207H38ZM256 208V207H255ZM1 209V208H0ZM14 209V206L13 208ZM17 209V208H16ZM22 209L23 208V204H22ZM29 209V208H28ZM69 209V208H68ZM144 209V208H143ZM157 209V208H156ZM164 209V208H163ZM19 210V209H17ZM91 210V209H90ZM89 210V212H90ZM146 210V209H145ZM153 210V209H152ZM155 210V209H154ZM153 210V211H154ZM4 211V209H3ZM10 211V212H9ZM22 211V210H20ZM25 211V210H24ZM75 211V210H74ZM1 212V210H0ZM16 211L14 210H10L8 208L5 209V215L7 216L8 213H13V215H15L16 217L19 216L16 215L15 213ZM82 212V211H81ZM80 212V214L78 213L77 216H75L76 218H81L82 213ZM88 212V211H87ZM127 212V211H126ZM138 212V211H137ZM142 212V210H141ZM149 212V211H148ZM219 212V211H217ZM256 212V211H255ZM4 213V212H2ZM69 213V212H67ZM124 213V212H123ZM147 213V212H146ZM70 214V213H69ZM72 214V213H71ZM75 214V213H74ZM86 214V213H85ZM84 214V215H85ZM154 214V213H153ZM235 214V213H234ZM5 215H1L0 214V264H51L48 261L42 263L40 261L37 260V258L32 259V260H27L28 257H25L26 259H24L22 262L20 260V258H18L19 256H21L18 253H16V241H17V235H15V233H13V230H17L20 234V232H23L22 230H20L18 227H7L9 228V230L11 231H7L5 228V226L3 225V222H5ZM21 215V214H20ZM24 215V213H23ZM22 215V216H23ZM65 215V214H64ZM67 215V214H66ZM87 215H89V213H87ZM124 215V214H123ZM122 215V216H123ZM126 215V214H125ZM140 216V214L138 213L137 216ZM155 215V214H154ZM214 215V214H213ZM14 216V217H15ZM21 216V217H22ZM56 216V215H55ZM60 216V215H59ZM59 216L57 218H59ZM71 216V215H69ZM86 216V215H85ZM83 216V217H85ZM147 216V215H146ZM143 215V219L139 220L137 217L136 219H138V221L140 222V228H142L141 224H145L144 227H148L150 230L154 229L155 227H157V225H155V221H159L156 220V218L152 219L150 218V216L146 217ZM13 216H11L12 218ZM32 217V216H31ZM54 217V216H53ZM52 217V218H53ZM55 217V218H56ZM74 217V218H75ZM174 217V216H173ZM8 219L10 218V214H8ZM10 218V219H11ZM20 218V217H19ZM26 218V217H25ZM56 218V219H57ZM72 218V216H71ZM86 218V217H85ZM88 219H90V217H87ZM130 218V217H129ZM142 218V217H141ZM140 218V219H141ZM158 218V217H157ZM189 218V217H188ZM214 218V217H213ZM14 219V218H13ZM27 219V218H26ZM70 219V218H69ZM87 219V220H88ZM207 219V218H206ZM217 219V218H216ZM15 220V219H14ZM13 220V221H14ZM79 220V219H78ZM247 220H251L250 217L246 218ZM8 221V220H7ZM10 221V220H9ZM13 221L11 220L10 222H12L13 225H15L13 223ZM49 221V220H48ZM48 221H47V225H48ZM51 221V220H50ZM59 223L61 224V226H64L63 223H66V220L63 218H59ZM69 221V220H68ZM67 221V222H68ZM82 221V218H81ZM90 221H92L94 223L93 220L90 219ZM89 221V222H90ZM9 222V223H10ZM133 222V224H131ZM54 223V222H51ZM71 223V222H70ZM69 223V225H70ZM83 223V221H82ZM162 223V222H160ZM11 224V226H12ZM18 224V222H17ZM21 225V223H19ZM36 224V223H35ZM77 224V223H76ZM38 225V224H37ZM67 225V224H65ZM98 225V224H97ZM160 225V224H158ZM222 225V224H221ZM4 226V227H3ZM17 226V225H15ZM46 226V225H45ZM44 226V228H45ZM57 226V225H56ZM60 226V225H59ZM103 226V227H104ZM220 226V225H219ZM223 226V225H222ZM75 227V226H74ZM82 227V226H81ZM98 227V226H97ZM2 228V229H1ZM21 228V227H20ZM66 228V226H65ZM78 228V225H77ZM138 228V229H140ZM146 228H144L145 230H147ZM160 228V227H159ZM206 228V227H204ZM5 229V230H4ZM84 229V228H83ZM143 229V230H144ZM201 229V228H199ZM15 230V231H16ZM103 230V229H102ZM137 230V228H136ZM141 230V229H140ZM13 231V232H12ZM38 231H41V229H39ZM43 231V230H42ZM89 231V230H88ZM96 231V230H95ZM127 231V232H126ZM135 231V230H134ZM139 231V230H137ZM32 232V231H31ZM31 232H29L31 234ZM36 232V231H35ZM99 232V231H98ZM136 232V231H135ZM151 232V231H150ZM149 232V233H150ZM94 233V232H92ZM238 234V233H237ZM252 234V233H250ZM23 235V234H22ZM107 235V234H106ZM133 235V234H132ZM29 236V235H28ZM31 236V235H30ZM96 236V235H93ZM205 236V235H204ZM236 236V235H235ZM244 236V235H243ZM257 236V235H256ZM259 236V235H258ZM80 237V236H79ZM238 237V236H236ZM242 237V236H241ZM239 237V238H241ZM246 237V236H245ZM248 237V236H247ZM254 238V236H252ZM251 237V238H252ZM97 238V236H96ZM231 238V237H228ZM228 238H225V242L217 249L216 254L218 253V255L221 253V251L223 250V248L225 246H227V244L230 242H232L231 239L228 240ZM233 238V236H232ZM244 238V237H243ZM242 238V239H243ZM256 238V237H255ZM254 238V239H255ZM127 239V238H126ZM247 239V238H246ZM87 240V239H86ZM231 240V241H230ZM234 240V239H233ZM249 240V239H247ZM252 240V239H251ZM258 240V239H257ZM255 240V241H257ZM132 241V240H131ZM130 241V242H131ZM135 241V240H134ZM141 242V240H138ZM137 241V243H139ZM236 241V240H235ZM233 241V242H235ZM238 241V240H237ZM246 241V240H245ZM96 242V241H95ZM194 242V241H193ZM203 242V241H202ZM218 242V241H217ZM220 242V241H219ZM223 242V241H222ZM241 242V241H239ZM244 242V241H243ZM253 242V241H252ZM174 243V242H173ZM236 243V242H235ZM254 243V242H253ZM159 244V243H158ZM161 244V243H160ZM221 244V242L219 243ZM111 245V243L109 244ZM145 245V244H144ZM179 245V244H178ZM186 245V244H185ZM231 245V244H230ZM254 245V244H253ZM120 246V245H119ZM128 246V244H127ZM160 246V245H159ZM255 246V245H254ZM185 247V246H184ZM214 245L212 246V250H213ZM216 247V245H215ZM230 247V246H229ZM228 247V248H229ZM234 247V246H233ZM24 249V247H22ZM131 248V247H130ZM129 248V249H130ZM210 248V247H209ZM21 249V248H20ZM71 249V248H70ZM185 249V248H184ZM226 250V248H224ZM34 250V249H33ZM120 250V249H119ZM133 250V249H132ZM161 248H156L154 246H149V247H139L137 249H135L134 251L130 252V256H128L126 253V255L129 258H126V256H120L118 255V257H116V255L112 254V253H108L107 257H106V261L104 263L100 262V263H91V264H164V261L167 259H165V257L163 258V254L164 252H160ZM225 250H223L225 252ZM26 251L27 250H23ZM113 251V250H112ZM121 251V250H120ZM181 251V250H179ZM216 251V250H215ZM222 251V252H223ZM241 251V250H240ZM33 252V251H32ZM123 252V251H122ZM127 252V251H126ZM184 252V251H183ZM253 252V251H252ZM31 253V252H30ZM36 253V252H35ZM129 253V252H128ZM205 253V252H204ZM28 254V253H26ZM32 254V253H31ZM28 254V255H31ZM89 254V253H88ZM119 254H122L119 252ZM183 254V253H182ZM215 254V253H214ZM215 254V255H216ZM222 254V253H221ZM220 254V255H221ZM27 255V256H28ZM158 256L157 259L153 260L152 262H147L146 260L150 257L153 256ZM167 255V254H166ZM177 255V254H176ZM180 255V253H179ZM217 255V257H218ZM231 255V254H230ZM229 255V257H231ZM178 256V255H177ZM208 256V255H207ZM212 256V254H211ZM24 257V255L21 257V259ZM34 257V256H33ZM41 257V256H40ZM167 257V256H166ZM201 257V255H200ZM205 257V256H204ZM204 257L202 259H204ZM213 257V256H212ZM220 257V256H219ZM206 258V257H205ZM214 261L216 260V257H213ZM227 258V257H226ZM169 259V258H168ZM175 259V258H174ZM195 259V258H194ZM201 259V261H202ZM207 261L208 257L206 258ZM235 259V258H234ZM27 260V261H25ZM218 260V259H217ZM237 260V259H236ZM239 260V258H238ZM81 261V260H80ZM146 261V262H145ZM223 261V260H222ZM219 261V262H222ZM166 262V261H165ZM204 262V260H203ZM217 262V263H219ZM205 263V262H204ZM212 263V262H211ZM61 264H72L70 262H65V263H61ZM177 264V262H176ZM184 264V263H183ZM186 264V262H185ZM187 264H193L191 263V261Z\"/></svg>", "mask_w": 264, "mask_h": 264}]
</instances>
